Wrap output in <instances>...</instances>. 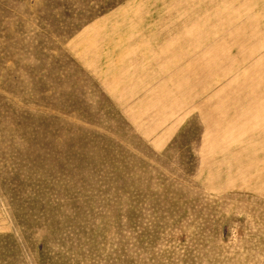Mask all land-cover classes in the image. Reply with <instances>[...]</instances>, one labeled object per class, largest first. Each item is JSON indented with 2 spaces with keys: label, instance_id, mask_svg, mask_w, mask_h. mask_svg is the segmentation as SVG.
<instances>
[{
  "label": "rangeland",
  "instance_id": "374dc122",
  "mask_svg": "<svg viewBox=\"0 0 264 264\" xmlns=\"http://www.w3.org/2000/svg\"><path fill=\"white\" fill-rule=\"evenodd\" d=\"M264 0H0V264H264Z\"/></svg>",
  "mask_w": 264,
  "mask_h": 264
},
{
  "label": "crops",
  "instance_id": "0c3cea01",
  "mask_svg": "<svg viewBox=\"0 0 264 264\" xmlns=\"http://www.w3.org/2000/svg\"><path fill=\"white\" fill-rule=\"evenodd\" d=\"M245 160L248 165L253 164L256 167L264 161V156L263 154H258L256 151H253L251 153H247Z\"/></svg>",
  "mask_w": 264,
  "mask_h": 264
}]
</instances>
